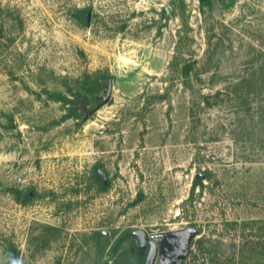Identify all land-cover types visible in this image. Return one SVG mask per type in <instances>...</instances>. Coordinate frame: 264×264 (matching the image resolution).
Wrapping results in <instances>:
<instances>
[{
    "label": "rangeland",
    "instance_id": "1",
    "mask_svg": "<svg viewBox=\"0 0 264 264\" xmlns=\"http://www.w3.org/2000/svg\"><path fill=\"white\" fill-rule=\"evenodd\" d=\"M103 76L110 102L60 122L47 93ZM187 228L155 264H264V0H0V264L10 243L16 264H101ZM144 256L131 236L109 264Z\"/></svg>",
    "mask_w": 264,
    "mask_h": 264
},
{
    "label": "trees",
    "instance_id": "2",
    "mask_svg": "<svg viewBox=\"0 0 264 264\" xmlns=\"http://www.w3.org/2000/svg\"><path fill=\"white\" fill-rule=\"evenodd\" d=\"M92 9L88 8V9H79L76 12V16L78 18V20H81L82 22L85 23V26H89L88 23V18L87 15L89 12H91ZM164 14L166 17H168V13L166 10H164ZM193 67L192 65H187L185 72L183 73L184 77H188L189 76V70H191ZM103 79L106 81L107 79H109L108 76H103ZM103 85L102 83H100L99 81H95L94 85H92L91 87H85L84 92L83 91H74L72 89H70L69 94L67 95L65 93L62 92H48L47 95L49 97V99L55 101V102H59L62 103V105L66 108V113L63 115V117L61 118L60 122H65L69 119H75L78 120L81 115H82V111L84 110L85 105L90 101V100H96V94H98L101 90H103ZM71 96V97H70ZM102 170V166L98 165L97 166V171ZM97 176L99 177V179L102 181V190L105 191L109 188V184L107 182H105L103 176L98 172ZM202 179H195V183H194V188H196L197 186H200L202 183ZM19 192V191H18ZM21 194V193H19ZM19 198V196H18ZM32 200V194L27 193L25 194L24 197V203H27L29 201ZM99 236H102V234L100 233ZM131 236H134V234H127L122 236L121 238H119L117 240V242L113 245L110 253L108 254L107 258L105 259L104 262H102L101 264H109L110 261L115 257V255L118 253V251L124 246V244L130 240ZM131 251V249H130ZM17 252V248L15 247V245H13L12 243L9 244L8 248L6 249L5 252V263L4 264H10L12 257L14 255V253Z\"/></svg>",
    "mask_w": 264,
    "mask_h": 264
},
{
    "label": "water",
    "instance_id": "3",
    "mask_svg": "<svg viewBox=\"0 0 264 264\" xmlns=\"http://www.w3.org/2000/svg\"><path fill=\"white\" fill-rule=\"evenodd\" d=\"M166 11L168 15H171V12L168 8L166 9ZM90 17H91V12H89L87 15L88 23L90 22ZM104 86H105V89H103L101 96L100 97L96 96V99L99 101V103L92 110L86 112L84 118L82 119L83 122H86L95 113H97L102 107H104L110 102L112 98V92H113V79L110 77L108 80H106L104 83ZM99 171H100V174L103 176L105 182H107V175L105 171L103 170H99ZM191 231L195 232L194 229L190 230V232ZM134 235L139 239L141 248L142 249L145 248L148 244L147 232H145L144 230H136L134 231ZM156 247L157 246L154 243L151 244V251H150V254L145 264H153L155 257H156V252H157ZM16 262H17V252L14 253L10 264H16Z\"/></svg>",
    "mask_w": 264,
    "mask_h": 264
},
{
    "label": "flooded vegetation",
    "instance_id": "4",
    "mask_svg": "<svg viewBox=\"0 0 264 264\" xmlns=\"http://www.w3.org/2000/svg\"><path fill=\"white\" fill-rule=\"evenodd\" d=\"M192 229L193 228H187V229L182 230V231L167 232V233H162V234L157 235V236H152L151 234L147 233V235H148L147 246L142 249L140 246V242H139V249L141 252L143 251L145 254L144 264L146 263V260L150 254L152 243H154L157 246L156 247L157 248L156 257H155V260L153 262V264H155L157 259H158L159 253H160V244L161 243H159V239H176V240H178V238H180L181 240L186 242V240L192 235V233H194L193 231L190 232V230H192ZM178 234H180V235H178ZM135 238H137V237L135 236ZM175 244H176V247H178V244L177 243H175Z\"/></svg>",
    "mask_w": 264,
    "mask_h": 264
}]
</instances>
